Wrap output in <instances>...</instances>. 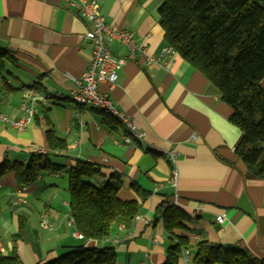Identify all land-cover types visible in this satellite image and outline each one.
I'll return each mask as SVG.
<instances>
[{
	"label": "crops",
	"instance_id": "obj_1",
	"mask_svg": "<svg viewBox=\"0 0 264 264\" xmlns=\"http://www.w3.org/2000/svg\"><path fill=\"white\" fill-rule=\"evenodd\" d=\"M98 1L108 23L133 31L151 55L162 53L167 42L161 0ZM90 27L63 0H0V49L12 57L0 73V115L22 118V104L32 90L65 96L49 105L34 104V118L24 129L0 118V164L26 165L34 153L45 151L64 166L26 186L19 185L14 172L0 179L2 253L18 256L20 264H43L91 245L115 248L118 264H163L172 239L162 204L174 202L192 217L179 232L191 247L208 240L264 259V179L250 177L237 156L242 130L230 121L232 108L219 89L177 51L164 56V65L147 66L145 57L128 61L112 88L101 86L144 133L142 140L127 143V129L119 120L110 123L107 113L71 99L73 78L86 71L92 58L85 38ZM111 48L118 56L125 54L119 42ZM50 126L66 139V150H50ZM78 159L101 166V173L85 179L97 187L120 174L118 197L137 201L143 219L118 218L103 240L74 236L69 169ZM44 212L51 230L40 225ZM221 213L226 220L218 223Z\"/></svg>",
	"mask_w": 264,
	"mask_h": 264
},
{
	"label": "trees",
	"instance_id": "obj_2",
	"mask_svg": "<svg viewBox=\"0 0 264 264\" xmlns=\"http://www.w3.org/2000/svg\"><path fill=\"white\" fill-rule=\"evenodd\" d=\"M161 1L160 24L167 44L219 89L222 99L232 108L230 121L242 130L235 152L248 166L250 177L264 179V88L261 85L264 0ZM7 61H12V57L0 49V73ZM107 117L110 123L118 121L109 113ZM46 138L51 151H64L68 147L66 139L57 136L53 126L47 130ZM55 155L34 153L26 165L5 160L0 164V179L14 172L19 185H30L44 173L64 168L55 161ZM99 173L100 165L80 159L69 169L71 218L76 230L93 241L107 238L118 218L132 219L140 212L137 201L125 202L118 197L123 185L120 174H112L100 187L85 180ZM162 219L172 239L163 264H181V252L189 246V240L179 232L192 217L172 205L164 210ZM192 261L193 264H264V259H256L246 250L208 240L196 244ZM0 264H20V260L14 254L4 255L0 248ZM43 264H118V261L113 247L82 245Z\"/></svg>",
	"mask_w": 264,
	"mask_h": 264
},
{
	"label": "built area",
	"instance_id": "obj_3",
	"mask_svg": "<svg viewBox=\"0 0 264 264\" xmlns=\"http://www.w3.org/2000/svg\"><path fill=\"white\" fill-rule=\"evenodd\" d=\"M67 6L73 9L77 14L84 17L91 25L86 32L85 38L89 41L92 49V58L89 67L79 77L73 78L76 90L72 93L71 99L78 105L88 106L99 111L107 112L112 117L125 125L128 134L124 137L125 142L129 143L133 138L142 140L144 133L140 131L131 116L118 108L108 91H103L101 86L108 84L112 88L119 79V73L128 61L137 60L138 57L146 58V65L166 64L164 56L176 52V50L167 44L159 56L151 55L145 45L137 41L133 31L121 29L115 24L107 22L106 17L101 11L98 0H63ZM119 42L125 49L123 56H118L112 51V44ZM65 96L60 93H42L32 90L30 98L23 102L22 110L24 116L18 120H11L4 115L0 118L10 123L18 129H24L29 125L35 115L34 104L49 105L53 99H63ZM41 153H46L42 151ZM171 159L175 161V153L170 154ZM175 185L177 183L178 172H174ZM175 205L174 202H165L162 204L161 216L165 209ZM143 219L139 214L134 216V220ZM226 220L224 213L217 215L216 221L223 223ZM40 225L47 230L53 229V223L49 214L44 212L40 218ZM77 238H84L79 231L74 233ZM195 248L190 245L184 247L181 252V264H193V255Z\"/></svg>",
	"mask_w": 264,
	"mask_h": 264
}]
</instances>
